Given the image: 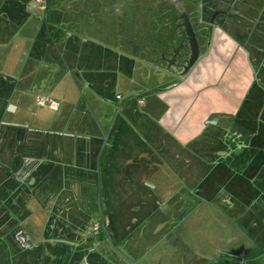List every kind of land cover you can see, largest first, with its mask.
Here are the masks:
<instances>
[{
	"label": "crops",
	"instance_id": "1",
	"mask_svg": "<svg viewBox=\"0 0 264 264\" xmlns=\"http://www.w3.org/2000/svg\"><path fill=\"white\" fill-rule=\"evenodd\" d=\"M50 1L44 19L27 11L21 25L11 27L7 44L10 51L28 48L32 55L29 74L16 88L21 98L9 103L11 111L25 109L21 99L29 95L35 103L38 95L50 96L58 108L36 103L48 114H41L28 132L12 122L20 129L16 142L26 151L11 149L0 167V241L15 264H135L129 259L137 257L132 250L118 251L114 261L100 249L106 221L101 217L94 221L99 230L89 229L95 214L92 207L75 204L76 194L90 191L94 177L104 178L107 188L125 179L133 193L142 187L147 193L164 192L175 171L181 185L190 187L189 174L200 171L199 162L208 165L210 153L205 152L223 133L229 150L213 144L210 152L217 161L234 162L235 151L257 148L256 138L264 133V126L258 127L264 125L258 113L264 86H254L264 83V45L252 41L249 27L264 26L262 15L239 16L245 28L237 36L226 21L215 30L207 54L178 81L159 66L126 56L125 45L105 44L67 23L64 18L73 12L58 11L57 0ZM16 15L19 9L7 11L5 21ZM246 37L251 41L245 45ZM13 134L0 138V150L15 145ZM237 162L255 167L249 156ZM65 190L70 196L60 199ZM241 217L256 243L248 251L222 254L218 263L264 264V209L256 218Z\"/></svg>",
	"mask_w": 264,
	"mask_h": 264
},
{
	"label": "rangeland",
	"instance_id": "2",
	"mask_svg": "<svg viewBox=\"0 0 264 264\" xmlns=\"http://www.w3.org/2000/svg\"><path fill=\"white\" fill-rule=\"evenodd\" d=\"M52 3L50 0H0V29L4 31L0 33V138L15 132V145L5 144L0 150V167L11 149L26 151L25 144L16 142L20 129L12 122L24 125L28 132L41 114H48L37 107L31 95L21 99L26 102L25 109L11 111L9 103L21 98L17 97L16 88L29 74L32 56L28 48L10 51L8 43L14 33L11 27L20 26L27 11H36L44 19ZM55 4L58 11L73 12L64 18L67 23L105 44L125 45L126 56L152 67L159 66L178 81L207 54L215 30L223 29L226 21L236 36L245 28L239 16L260 14L264 22V0H57ZM16 9L21 15L5 21L7 11ZM256 16L255 20L259 18ZM9 29L11 34L7 33ZM249 30L252 41L264 45V26H251ZM247 39L250 38H243L245 45L251 41ZM241 48L248 51L245 46ZM21 51L24 53L19 57ZM258 85L262 87L264 83L257 82L254 87ZM258 113L264 123V106ZM206 127L208 131L210 128ZM34 133L42 137L41 133ZM217 140L205 152V155L210 153L208 165L199 162L200 171L189 174L190 187L181 185L175 171L172 177H167L169 184L170 180L172 183L164 192L147 193L142 187L141 192L133 193L129 190L132 187L125 186V179H121L120 186L110 183L112 186L107 188L104 178L94 177L90 191L83 188L82 193L76 194L75 204L90 206L95 214L88 220L89 229L94 221L100 222L104 217L103 241L99 246L111 260L116 261L118 251L129 249L137 255L129 258L135 264H210L218 263L222 254L254 247L256 242L241 215L250 213L256 218L258 210L264 209V188L260 187L264 186V133L256 138L257 148L249 147L246 152L240 149L233 155L237 161L252 157L253 168L242 167L237 161L222 162L219 151L217 158L221 161L214 159L215 151L210 150L217 143L221 149L229 150L226 140L230 139L226 134ZM253 169L258 176L251 175ZM65 183L68 185L67 180ZM68 196L65 190L60 199ZM161 222L166 224L160 225ZM117 232L124 235L122 239ZM15 263L6 243L0 241V264Z\"/></svg>",
	"mask_w": 264,
	"mask_h": 264
},
{
	"label": "built area",
	"instance_id": "3",
	"mask_svg": "<svg viewBox=\"0 0 264 264\" xmlns=\"http://www.w3.org/2000/svg\"><path fill=\"white\" fill-rule=\"evenodd\" d=\"M117 97H120V95H117ZM140 102H143V99H140ZM36 103L38 106L49 108L53 111L57 110L58 104L57 102L50 96L47 95H38L36 98ZM99 224L93 223L92 229L93 231L99 230Z\"/></svg>",
	"mask_w": 264,
	"mask_h": 264
}]
</instances>
